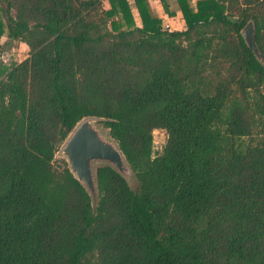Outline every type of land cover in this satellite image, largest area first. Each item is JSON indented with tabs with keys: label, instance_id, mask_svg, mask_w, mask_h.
Here are the masks:
<instances>
[{
	"label": "trees",
	"instance_id": "trees-1",
	"mask_svg": "<svg viewBox=\"0 0 264 264\" xmlns=\"http://www.w3.org/2000/svg\"><path fill=\"white\" fill-rule=\"evenodd\" d=\"M133 1L141 26L129 0H0V46L29 48L0 68V264H264V0H176L184 30ZM85 118L138 181L100 167L95 207L56 160Z\"/></svg>",
	"mask_w": 264,
	"mask_h": 264
},
{
	"label": "water",
	"instance_id": "water-1",
	"mask_svg": "<svg viewBox=\"0 0 264 264\" xmlns=\"http://www.w3.org/2000/svg\"><path fill=\"white\" fill-rule=\"evenodd\" d=\"M242 34L247 45L259 54L252 22L245 26ZM100 122L102 120L98 118L83 119L70 133L62 149L70 172L84 186L94 207L99 199L97 172L100 167L111 166L128 184L129 175L134 173L119 144L104 132Z\"/></svg>",
	"mask_w": 264,
	"mask_h": 264
},
{
	"label": "rangeland",
	"instance_id": "rangeland-1",
	"mask_svg": "<svg viewBox=\"0 0 264 264\" xmlns=\"http://www.w3.org/2000/svg\"><path fill=\"white\" fill-rule=\"evenodd\" d=\"M191 3L194 4V0H191ZM178 26H179L178 24L173 25V26H169L167 24L165 28L172 30L173 28H177ZM5 43H6V41H3V44H5ZM28 55H29L28 46L26 44L21 43V42H12V43H9L5 46H2L0 48V68L4 69L5 71H8L14 64L25 59ZM101 126L104 128V132L107 135H110L109 130L104 126L103 123H101ZM257 132H258V129L255 132V138L254 139L259 138L256 136ZM153 137H154L153 155L156 156V155H159L163 152V149L167 143L168 136L164 130H155L153 133ZM243 140L246 143L249 141L247 138H244ZM65 142H66V140L61 144L58 152L56 153V160L58 161V163H60L62 160L65 161L64 156L62 154V149L65 145ZM128 179H129L130 187L134 190H137L138 189V181L135 177V174L133 173V174L129 175Z\"/></svg>",
	"mask_w": 264,
	"mask_h": 264
},
{
	"label": "crops",
	"instance_id": "crops-1",
	"mask_svg": "<svg viewBox=\"0 0 264 264\" xmlns=\"http://www.w3.org/2000/svg\"><path fill=\"white\" fill-rule=\"evenodd\" d=\"M197 1L198 0H194V4L191 3L190 0V4L192 8H196L197 6ZM104 2V7L105 9H109L110 8V3L109 0H103ZM129 3L131 4V10H132V14L134 16V19L137 23V25L141 26V18L139 15V12L137 10V8L135 7L134 1L133 0H129ZM149 3L151 5L152 11L153 13L158 16L159 18L162 19L163 22V27L165 28L166 25L168 24L169 26H173V25H179L177 28H173L172 30H184L186 29V22L183 18V15L181 13V11L179 10L176 0H167V3L169 4V8L171 11L175 12L174 16H170L169 14H167L164 10V7L161 3V0H149ZM171 30V29H169ZM3 41H6L5 44H3ZM12 42H19V41H11L7 36H3L2 40H1V46H5L9 43ZM22 43V42H21ZM24 44V43H23ZM22 61V60H21ZM20 62V61H19Z\"/></svg>",
	"mask_w": 264,
	"mask_h": 264
}]
</instances>
